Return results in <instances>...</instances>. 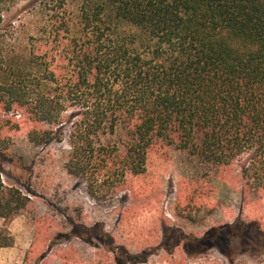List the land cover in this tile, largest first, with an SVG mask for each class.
<instances>
[{
    "label": "trees",
    "instance_id": "16d2710c",
    "mask_svg": "<svg viewBox=\"0 0 264 264\" xmlns=\"http://www.w3.org/2000/svg\"><path fill=\"white\" fill-rule=\"evenodd\" d=\"M18 2L0 0V108L50 126L28 131L33 146L69 125L70 175L122 182L162 142L217 167L245 156L242 176L264 188V0H38L20 53ZM30 206L0 171V247Z\"/></svg>",
    "mask_w": 264,
    "mask_h": 264
},
{
    "label": "rangeland",
    "instance_id": "374dc122",
    "mask_svg": "<svg viewBox=\"0 0 264 264\" xmlns=\"http://www.w3.org/2000/svg\"><path fill=\"white\" fill-rule=\"evenodd\" d=\"M36 1L9 12L18 53L39 26ZM34 127L50 128L0 108L3 180L37 205L10 222L14 244L0 247V264H264V188L242 176L245 156L217 167L159 142L143 174L89 184L64 168L70 126L42 146L28 143Z\"/></svg>",
    "mask_w": 264,
    "mask_h": 264
},
{
    "label": "crops",
    "instance_id": "0c3cea01",
    "mask_svg": "<svg viewBox=\"0 0 264 264\" xmlns=\"http://www.w3.org/2000/svg\"><path fill=\"white\" fill-rule=\"evenodd\" d=\"M5 183H6V182H5ZM7 185H13V184H7ZM30 197H31V206H34V205H35V207H36L37 205H36V203H34L35 200L32 198V196H30ZM19 216L22 217L23 214H21V215H19ZM19 216H17V217H19ZM17 217H16V218H17ZM14 219H15V218H14ZM14 219H13V220H14ZM13 220H12V221H13ZM12 221H11V222H12ZM11 225H12V224H11ZM8 226L10 227V223L8 224Z\"/></svg>",
    "mask_w": 264,
    "mask_h": 264
}]
</instances>
